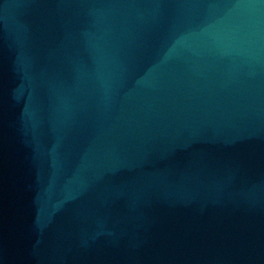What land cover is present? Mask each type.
I'll return each instance as SVG.
<instances>
[{
    "label": "water",
    "instance_id": "1",
    "mask_svg": "<svg viewBox=\"0 0 264 264\" xmlns=\"http://www.w3.org/2000/svg\"><path fill=\"white\" fill-rule=\"evenodd\" d=\"M0 264H264V0H0Z\"/></svg>",
    "mask_w": 264,
    "mask_h": 264
}]
</instances>
